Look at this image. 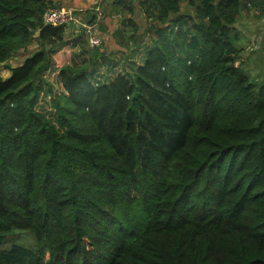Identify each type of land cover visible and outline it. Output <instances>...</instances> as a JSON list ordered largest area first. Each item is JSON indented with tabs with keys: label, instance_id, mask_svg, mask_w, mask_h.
I'll return each mask as SVG.
<instances>
[{
	"label": "trees",
	"instance_id": "1",
	"mask_svg": "<svg viewBox=\"0 0 264 264\" xmlns=\"http://www.w3.org/2000/svg\"><path fill=\"white\" fill-rule=\"evenodd\" d=\"M114 3L101 51L43 22L52 0H0V64L38 45L0 76V264H264V80L235 28L264 0Z\"/></svg>",
	"mask_w": 264,
	"mask_h": 264
},
{
	"label": "rangeland",
	"instance_id": "2",
	"mask_svg": "<svg viewBox=\"0 0 264 264\" xmlns=\"http://www.w3.org/2000/svg\"><path fill=\"white\" fill-rule=\"evenodd\" d=\"M54 3L56 6L54 8H71L75 10H79L81 12L80 17L84 21H88L91 23H96L94 25V31L95 28H97L100 24L105 26V29H102V41L103 45L100 47L107 48L109 51H112L111 45L112 42L109 38V35L111 34V29L114 28L115 23L117 21H120L121 16L117 12L115 13V3L114 0H54ZM96 9H99L102 13L99 19H97V16L95 15L97 13ZM263 9V7H262ZM262 9H254L253 11H256L257 13L255 15V19H253L256 22V28L255 30H252L251 32L248 31L242 24L240 23L241 15H246V12H249V10H242L240 12V15L235 23V28L238 31L239 39H238V45L242 47V50L240 54L237 57L236 63L239 64L250 76V79L254 82H262L264 80V20L262 17ZM78 13V12H76ZM252 19V16L248 15ZM133 18L138 22V24L143 26V16L139 14V11L136 10V13L133 15ZM72 23V22H71ZM237 24V27H236ZM239 24V25H238ZM67 25H70L67 24ZM78 26V25H77ZM79 27V26H78ZM70 28H67L65 30L66 34L68 33ZM80 33V32H79ZM78 33V34H79ZM69 34V33H68ZM67 34V35H68ZM72 34V33H71ZM74 36V34H72ZM70 36V34H69ZM76 36V35H75ZM77 36H83L82 33H80ZM84 37V36H83ZM106 40H108L106 42ZM192 41H190V37L185 34L182 39L179 42V49L177 51L178 57L182 59L192 60L194 58V45L192 46ZM38 45L34 41L31 43L26 49L18 51L15 55H13L11 58H9L5 63L0 64V76L5 78L8 74V68L10 66L14 67L20 64L25 57L30 55L33 50L37 49ZM72 49H69L68 47L64 48L63 51H60L58 54H53V68L45 73V77L54 85V90H57L58 85L56 84V69L63 65V63H66L70 60ZM247 57V59H246ZM119 69V68H118ZM45 98H41L40 101H38L37 108L41 111H43L48 117L51 119L53 118V110L50 109L46 102L48 98L47 92L44 91ZM14 238L17 243H23L27 245H33L34 240L31 238V236L17 232L14 235Z\"/></svg>",
	"mask_w": 264,
	"mask_h": 264
},
{
	"label": "built area",
	"instance_id": "3",
	"mask_svg": "<svg viewBox=\"0 0 264 264\" xmlns=\"http://www.w3.org/2000/svg\"><path fill=\"white\" fill-rule=\"evenodd\" d=\"M97 19L102 15L99 9H96ZM78 12V13H76ZM81 12L79 10L71 9V8H49L47 9L42 16L43 22L48 25L53 26H65L71 22L76 23L79 28H81L84 32V36L91 47L98 46L102 43V36L97 35L95 32H92L93 27L96 23H91L88 21L82 20L80 17ZM264 18V9L262 12Z\"/></svg>",
	"mask_w": 264,
	"mask_h": 264
},
{
	"label": "crops",
	"instance_id": "4",
	"mask_svg": "<svg viewBox=\"0 0 264 264\" xmlns=\"http://www.w3.org/2000/svg\"><path fill=\"white\" fill-rule=\"evenodd\" d=\"M53 2H54V0H52ZM248 7H250V8H248ZM246 8H248L247 10H249V12H246V15H241V20H240V23L239 24H242L248 31H252V30H255L254 28H256V22L253 20V19H255V15H254V13L256 14L257 12L256 11H253L254 9H255V7H252V5L250 6V4H248L247 5V7ZM248 15H250V16H252V19L250 18V17H248ZM262 17H263V15H262ZM263 20H264V18H263ZM238 24V25H239ZM96 25V24H95ZM236 27H237V24H236ZM67 28H70L69 29V31H68V33L70 34V36H73L72 34H74V36L73 37H75V35L77 36V35H79L80 33H82L83 35H84V32H83V30L81 29V28H79L78 26H77V24L76 23H70V25H65V30H67ZM238 28V27H237ZM102 29H105V26L104 25H99L97 28H95V31H94V28H93V30H92V32H95L97 35H100V34H102ZM263 29H264V27H263ZM80 32V33H79ZM67 33V34H68ZM72 33V34H71ZM79 33V34H78ZM100 33V34H99ZM110 35H109V38H110V40H111V42H112V45L110 46L111 47V49H117V50H121V49H123L122 48V46H121V44H120V40H122L123 41V38H121V37H123V34H122V32H121V27H120V21H117L116 23H115V26H114V28L113 29H111V31H110ZM66 33H65V35H66V37L67 38H69V34L67 35ZM103 35V34H102ZM101 36V35H100ZM125 39V38H124ZM108 40H106V42H107ZM119 42V43H118ZM67 47V46H66ZM65 46L62 48V49H60L59 51H57L56 52V54L59 56V52L60 51H63L64 50V48H66ZM103 50H101V51H106L107 50V48L105 47V48H102ZM109 50V49H108ZM197 55H196V49H194V58L196 57ZM193 58V59H194ZM246 59H247V57H246ZM61 66V65H60ZM9 71V70H8ZM9 74H10V72H8V74L6 75V76H9Z\"/></svg>",
	"mask_w": 264,
	"mask_h": 264
}]
</instances>
